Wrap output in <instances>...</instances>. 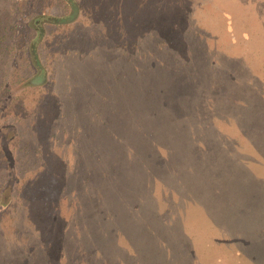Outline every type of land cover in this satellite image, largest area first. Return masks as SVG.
<instances>
[{
  "label": "rangeland",
  "instance_id": "rangeland-1",
  "mask_svg": "<svg viewBox=\"0 0 264 264\" xmlns=\"http://www.w3.org/2000/svg\"><path fill=\"white\" fill-rule=\"evenodd\" d=\"M10 1L18 3V15L6 65L0 54V168L6 166L14 180L0 189V264H264V0ZM7 2L0 0V9ZM120 7L123 16L115 15ZM38 16L45 18L39 36L29 25ZM84 67L92 75L85 77ZM78 72L79 83H91L94 92L77 99L92 104L99 120L117 119V137L125 133L123 161L108 163L115 156L103 152L100 163L88 156L89 162L86 143L76 137L81 124L46 107L68 99ZM125 74L140 84L143 112L135 117L141 133L129 120L123 130ZM172 74L186 79L175 92L176 108L197 104L202 112L173 113L174 122L164 121L168 131L158 132L146 116L140 81L145 85ZM36 76L38 84H26ZM160 83L155 81L156 91ZM148 100L154 104L148 109L166 117V110ZM207 114L212 129L202 118ZM144 131L156 143L150 145L152 164L145 160ZM112 142L94 140L91 148L109 149ZM193 144L205 150L204 163L195 169L188 162ZM121 145L120 140L118 151ZM33 149L37 153H23ZM42 149L60 176L92 167L91 181L63 178L58 190L51 189L53 228H32L23 210L24 194L36 191L32 183L44 163ZM4 173L0 170V183ZM117 205L128 217L129 242L119 232H111L106 243L91 242L88 215L114 212ZM62 227L66 241H59Z\"/></svg>",
  "mask_w": 264,
  "mask_h": 264
},
{
  "label": "trees",
  "instance_id": "trees-1",
  "mask_svg": "<svg viewBox=\"0 0 264 264\" xmlns=\"http://www.w3.org/2000/svg\"><path fill=\"white\" fill-rule=\"evenodd\" d=\"M125 1V0H124ZM11 1L8 0L7 4L5 5L4 3V7H2V9H0V54H2V58H3V62H5V65L7 63V60L11 58V53L14 50V46L12 44V38L14 35V22L13 20L17 17L18 15V3H10ZM69 3H71L70 0H68ZM72 11H74V13L76 14L77 12V7L75 5H72ZM121 10L116 11L115 15L117 16H123V10L120 7ZM3 12V13H2ZM114 15V14H111ZM114 17V16H113ZM111 18V17H110ZM44 17H36L31 24H29L30 26H32V28L36 31L37 36L40 35V25L42 23V20H44ZM48 21H53L54 23L58 24L60 22H62L61 19H52L49 18L47 19ZM72 20V19H71ZM70 20V21H71ZM30 57L32 62L35 63V58L34 55L32 53V49L30 50ZM194 60H196L193 56V54H191V57L189 58L190 62H193ZM204 63H207V65H213L214 62L213 61H208V60H204ZM34 69L36 71H38L40 68L37 64L33 65ZM163 68H166V66H163ZM81 73L85 75V77L92 75V68H86L84 67L81 70ZM80 72L73 74V82L71 83V85L68 88V99L66 100H58L57 102L54 101L53 103H46V107H50V108H56L59 111V117L61 119L64 118H71L72 120H75L77 122V124H81L78 127H76V137L79 141V143H86V146H84V148L86 147V158L92 159L94 158V162H98L100 163L101 161V157L103 156V152L105 154H107V157H111L112 155H114L115 157L110 158L108 160V163L111 162H116L118 160L123 161V153L125 151V148L128 144L127 137L124 133V136L122 137V139H120L119 137H117L118 135L116 134V132L114 131V125L117 124V119H112V120H99V116L100 114L97 111H94V113L92 114V104L89 105V103L83 102V101H79L77 98L81 99L80 96H83L84 98L87 97H91L92 92H94V88L92 86L91 83H87L85 82H80V77L82 76ZM79 75V79L78 76ZM168 76V75H167ZM164 76L160 79L157 80H151L150 82L146 83L145 85L143 84V82L140 81L141 86L145 87V93L143 96L144 101V109L149 112V115H146L148 118L152 119V126L153 128H155L156 131H162L164 128V131H168V127L164 124H166V122L164 123V121H167V123H171L174 122V114H177L178 116H180L181 114L187 112V114L189 112H192L193 114L198 112H202L200 105L197 104H193V105H188L185 104L187 106H184V104H181V106H178L176 108V103L175 100H177V93H175L179 88L184 87L183 83L185 77H180L177 75H170V76ZM38 76L36 77H32V80L30 79L28 81L29 85H36L38 84V82H33V80L37 79ZM231 76L230 78L228 77L229 81L231 82H235L234 78ZM85 79V78H84ZM122 79L124 80V84L121 86V90L123 91V110H122V120L123 123L126 121H128V124L130 122H133V124L135 125V127L140 131V129H142L141 124L142 122L139 121V118L135 117V114H141V112H143V108H142V104L140 105V99H141V93L138 92V89L136 88L138 84V81L131 79V77L128 79L126 78V74L124 75V77H122ZM138 79V78H137ZM41 80H43V77L41 78ZM160 80V86H162L159 90L156 91V88L154 87L155 81ZM6 84H8V82H4ZM25 84V85H26ZM115 88V87H114ZM113 88V90H114ZM5 90L8 91V87H5ZM83 98V99H84ZM148 98H151L152 100H154V102H157V105H159V109L162 110H166L167 114L166 117L165 115L162 116L156 112H152L153 110L148 109V108H154V104L150 103ZM160 100V101H158ZM103 101V100H101ZM112 101H107L108 104L111 105ZM100 105V104H97ZM113 107V105H111ZM112 107H109L111 113L114 112V110L112 109ZM168 108V109H167ZM249 112V110H247ZM195 112V113H194ZM158 114V115H157ZM92 115H94V118L92 119ZM143 115V113H142ZM196 115V114H195ZM134 117V118H133ZM132 118V119H131ZM137 118V119H136ZM202 118H204V120L206 121V128L207 129H212V124L210 122L211 118L210 115H204ZM49 116L46 117L45 120H43V123L47 124L49 123L48 121ZM233 119V118H231ZM163 120V123H162ZM75 124V125H77ZM35 125L36 122H33V130H32V134L34 136H37V131L35 129ZM125 123L123 126V130H126L125 128ZM252 124L249 126V129L251 128ZM93 127V129H92ZM141 133V131H140ZM145 131L144 134L141 135L140 138L144 139L145 141L148 142L149 146H146V157L145 160L147 161L148 164H152V152L150 149V145H154L156 146V143H154L155 139L154 136L151 135V133L149 134L150 136L146 138L145 136ZM106 139L109 143H111L112 141V148L109 147V149L102 147L100 149V151H98L97 149H92V141L94 140H101V139ZM122 141V145L118 149L116 148L117 142L118 141ZM144 142V141H142ZM130 144V143H129ZM201 144L203 145V147L205 148V150L207 149L206 146L201 142ZM227 144L226 142H221V147H225ZM133 146V145H132ZM135 149V147H133ZM188 151L191 152L192 155H190L188 157V162L189 165H191L192 168L195 169V167H199L198 164L200 163H204L203 158H202V153L201 149H198L196 147V145H192L190 147H188ZM80 149H78L79 152ZM90 150V151H89ZM81 152V151H80ZM23 153L25 154H35L37 153L35 149L31 150V151H24ZM83 154V151H82ZM44 157V163H42L40 166V173H38L37 176H35L32 186L34 185L36 187V191L34 192V196H30L29 192L27 194H24L23 196V206L25 209H23L25 211V218L27 220V223L32 227H37V226H47V227H51L53 228L55 225H57V219L55 217V214L52 210V204H53V199L50 196V191L51 189L53 190H58L59 189V185L57 184L58 181H60V179L62 180L64 178V180L69 181V180H73V181H81L84 180L85 182H88L90 179H92V176L90 174V171L92 170V167H85V169H76L73 168L72 172L70 173V175H66L63 176V174H61V176L59 174H57V170L54 169L49 163H47L46 158L48 156V153L44 150L43 153V149H42V154ZM204 155V154H203ZM89 156V157H88ZM1 158H3L2 156V152H1ZM89 159V162H93L92 160ZM225 163V162H224ZM92 164V163H91ZM113 168H117V166H111ZM240 167V166H239ZM236 167L237 171L241 170V168ZM225 168H230L233 169L232 164L230 165H225ZM0 170H3V172H5L3 174V181L0 183V189H2L1 187L3 186L4 183L6 182H12L14 179L13 177H11V175L8 173V169L7 167H3L0 168ZM81 172V174L78 177V173ZM101 173V172H100ZM248 173V172H247ZM101 176V179H104L105 176L103 174H99ZM108 176V173L106 175V177ZM245 176H248L247 174ZM1 177V175H0ZM107 177V181H108ZM81 179V180H80ZM105 180V179H104ZM91 181V180H90ZM31 187V186H30ZM32 190V189H30ZM24 191V189H23ZM81 195L77 193V197ZM2 196V195H1ZM0 196V198H1ZM4 197H2V199H0V202H3ZM111 201L114 202L113 198H111ZM110 201V202H111ZM138 205L133 206L132 210L136 211L138 209ZM116 211L114 212H105V213H100V212H95L92 211L87 218L86 221V235L91 239L92 242V238L96 241V240H101V241H105L108 242L109 241V237H112L110 235L111 232H119L121 234L122 237H124V239L126 240V242H129V239L126 237L125 234V226L128 223V217L126 216V213L123 211V209H120L119 205L115 206ZM95 212V213H94ZM94 213V214H93ZM131 218L133 219V216H131ZM108 222H110L111 224H114L112 226L108 225ZM46 227V228H47ZM146 229L151 231L150 229L153 227V223L152 222H148L145 225ZM38 229V228H37ZM39 230V229H38ZM62 231H60V239L59 241H66L67 236L65 235V229L62 227L61 229ZM135 230V229H134ZM58 231V230H57ZM56 231V232H57ZM92 254V253H91ZM137 254V252H136ZM135 254V255H136Z\"/></svg>",
  "mask_w": 264,
  "mask_h": 264
}]
</instances>
